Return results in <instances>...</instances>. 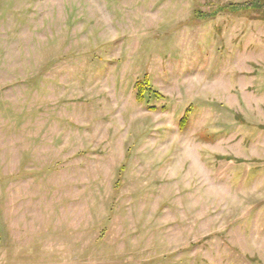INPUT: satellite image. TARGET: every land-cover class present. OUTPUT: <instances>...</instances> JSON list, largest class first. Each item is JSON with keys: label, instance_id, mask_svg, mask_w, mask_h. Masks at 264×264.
Wrapping results in <instances>:
<instances>
[{"label": "rangeland", "instance_id": "rangeland-1", "mask_svg": "<svg viewBox=\"0 0 264 264\" xmlns=\"http://www.w3.org/2000/svg\"><path fill=\"white\" fill-rule=\"evenodd\" d=\"M0 264H264V0H0Z\"/></svg>", "mask_w": 264, "mask_h": 264}, {"label": "trees", "instance_id": "trees-1", "mask_svg": "<svg viewBox=\"0 0 264 264\" xmlns=\"http://www.w3.org/2000/svg\"><path fill=\"white\" fill-rule=\"evenodd\" d=\"M146 84H148V81H147V79H145L144 80V82H139L138 84H137V88H138V100H141V98L143 97V90L145 89L144 87V85H146Z\"/></svg>", "mask_w": 264, "mask_h": 264}]
</instances>
